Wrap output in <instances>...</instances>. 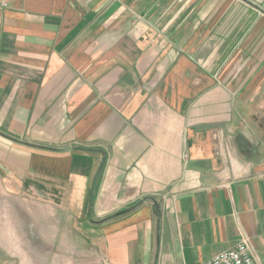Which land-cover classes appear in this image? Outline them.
<instances>
[{
	"label": "crops",
	"instance_id": "1",
	"mask_svg": "<svg viewBox=\"0 0 264 264\" xmlns=\"http://www.w3.org/2000/svg\"><path fill=\"white\" fill-rule=\"evenodd\" d=\"M6 1L20 242L48 264H201L247 240L264 264V0Z\"/></svg>",
	"mask_w": 264,
	"mask_h": 264
},
{
	"label": "rangeland",
	"instance_id": "2",
	"mask_svg": "<svg viewBox=\"0 0 264 264\" xmlns=\"http://www.w3.org/2000/svg\"><path fill=\"white\" fill-rule=\"evenodd\" d=\"M11 199L0 197V228L3 227L0 229V233L3 232L6 235L5 237H7L6 239L0 238V264H34L35 262L32 261V251L34 252V248L37 249L40 257L36 264H48L43 258L47 257L48 253L46 251H50V247L21 243L17 235L13 234L14 230L11 225L14 209L12 208ZM59 263L60 261H56L53 264Z\"/></svg>",
	"mask_w": 264,
	"mask_h": 264
},
{
	"label": "built area",
	"instance_id": "3",
	"mask_svg": "<svg viewBox=\"0 0 264 264\" xmlns=\"http://www.w3.org/2000/svg\"><path fill=\"white\" fill-rule=\"evenodd\" d=\"M7 6V1L3 0L0 8ZM201 264H258L251 246L247 240H241L235 247L221 252L211 259Z\"/></svg>",
	"mask_w": 264,
	"mask_h": 264
},
{
	"label": "trees",
	"instance_id": "4",
	"mask_svg": "<svg viewBox=\"0 0 264 264\" xmlns=\"http://www.w3.org/2000/svg\"><path fill=\"white\" fill-rule=\"evenodd\" d=\"M116 215H120V214H116ZM111 217H115V215H113V216H111ZM111 217H110V218H111ZM110 218H108V219H110Z\"/></svg>",
	"mask_w": 264,
	"mask_h": 264
}]
</instances>
